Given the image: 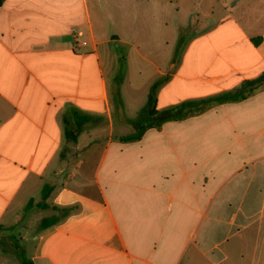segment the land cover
<instances>
[{
	"label": "crops",
	"instance_id": "obj_1",
	"mask_svg": "<svg viewBox=\"0 0 264 264\" xmlns=\"http://www.w3.org/2000/svg\"><path fill=\"white\" fill-rule=\"evenodd\" d=\"M184 1L2 0L0 239L34 264H264V84L238 98L264 74V0L174 24ZM154 85L158 113L207 107L126 140Z\"/></svg>",
	"mask_w": 264,
	"mask_h": 264
},
{
	"label": "trees",
	"instance_id": "obj_2",
	"mask_svg": "<svg viewBox=\"0 0 264 264\" xmlns=\"http://www.w3.org/2000/svg\"><path fill=\"white\" fill-rule=\"evenodd\" d=\"M1 5H2V0H0V6ZM258 40L259 39H257V41ZM263 84H264V74H262L259 78L255 79L253 81L245 82L243 84L242 88L239 90L240 96L238 98L240 100L246 98L247 96L254 93ZM157 85H154L152 87V89L149 93L147 105L141 111V116L149 119L151 121V123L148 124L146 127H144L141 130V132L138 133L136 136L127 138L126 140H136L141 136L142 132L144 130H146L147 128L154 127V126H160L166 120L177 118V115L180 117L192 116V115H195V114L202 112L207 107L205 105L198 106L199 103H196V102H188V103L183 104V106L180 107L178 109V111H168L165 113H158L154 108V105H155L154 93H155V89H156ZM185 106H188V108L185 111H183ZM89 120H90V118L88 116H84V115L75 122H70V121L65 119V123H66L65 135H66V138L69 141H76L78 136L82 132L84 125L86 123H88ZM50 191H51L50 186L47 185L44 187V189L42 191L43 200H46ZM33 202H34L33 199H31L28 202L26 208L30 207L33 204ZM38 206L39 207H47V205H45V204H39ZM56 222H57V219L45 218L41 221V223L39 225L40 226L39 229H46V228L54 225ZM3 228L4 227L2 225H0V231H2ZM14 250H15V255H16L17 259L19 260L20 264H34V262L29 257L26 256L25 252L21 248L14 246Z\"/></svg>",
	"mask_w": 264,
	"mask_h": 264
},
{
	"label": "rangeland",
	"instance_id": "obj_3",
	"mask_svg": "<svg viewBox=\"0 0 264 264\" xmlns=\"http://www.w3.org/2000/svg\"><path fill=\"white\" fill-rule=\"evenodd\" d=\"M210 4L207 1H204L202 4H200L199 6L195 5L193 0H185L180 8V15L178 18H174L173 23L174 24H183L185 22L189 21V15H191L192 11L195 10V12H198L200 14V16L202 17V19L204 18V15L207 12L212 11L211 13V18L207 19V21L211 22L212 24H214L213 22H215L222 14V4L219 1H214V0H209ZM182 34V33H181ZM45 219V218H43ZM42 219V220H43ZM41 220V221H42ZM41 221H39V223L37 224V228L39 229V225L41 223ZM15 239L19 238V234L16 233ZM3 241V242H1ZM0 242L2 243V247L3 249H8L9 251H12L14 249V247L12 246V243L10 242V240L8 238H1Z\"/></svg>",
	"mask_w": 264,
	"mask_h": 264
},
{
	"label": "built area",
	"instance_id": "obj_4",
	"mask_svg": "<svg viewBox=\"0 0 264 264\" xmlns=\"http://www.w3.org/2000/svg\"><path fill=\"white\" fill-rule=\"evenodd\" d=\"M72 34L75 37V40H76L77 44H80L82 46H86L87 45V42L85 40H82V38L84 37L83 31L72 30Z\"/></svg>",
	"mask_w": 264,
	"mask_h": 264
}]
</instances>
